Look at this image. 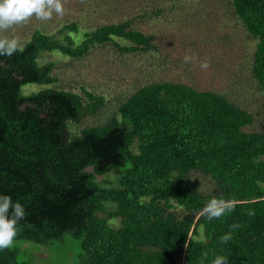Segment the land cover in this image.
<instances>
[{
  "label": "trees",
  "instance_id": "1",
  "mask_svg": "<svg viewBox=\"0 0 264 264\" xmlns=\"http://www.w3.org/2000/svg\"><path fill=\"white\" fill-rule=\"evenodd\" d=\"M115 4L125 16L90 26L69 20L60 37L35 28L23 51L0 56V193L26 209L16 238L48 244L70 235L81 249L76 264H211L216 255L264 264V125L233 92L192 81L143 83L105 121L71 135L67 122L97 113L103 95L55 86L22 91L26 83L58 81L56 63L39 61L42 52L79 58L97 45L156 49L140 20L148 8ZM225 4L251 45L246 76L264 103V0ZM111 172L117 185L95 183ZM213 196L233 201L234 210L208 220L201 210ZM233 224V238L221 244ZM0 264L30 263L6 248Z\"/></svg>",
  "mask_w": 264,
  "mask_h": 264
},
{
  "label": "rangeland",
  "instance_id": "2",
  "mask_svg": "<svg viewBox=\"0 0 264 264\" xmlns=\"http://www.w3.org/2000/svg\"><path fill=\"white\" fill-rule=\"evenodd\" d=\"M122 3L125 0H118ZM130 0L132 6L149 11L150 16L141 18L144 29L153 33L156 49L121 53L113 44L97 45L79 58L57 52H42L40 62L54 61L58 81L52 84L26 83L24 93L37 91L45 86L71 89L82 93L88 89L105 97L104 106L95 114H87L78 123L67 122L68 132L77 134L83 126L105 121L115 113L116 106L139 85L152 81L175 80L194 82L200 88H216L241 99L261 117L264 125L262 96L249 82L247 69L251 45L240 26L235 23L226 8L225 0ZM116 0H64L65 13H53L50 20L35 17L15 26L4 35L17 36L21 44L35 28H47L60 37L58 29L69 20H80L82 26H90L110 17L122 14ZM161 9L158 15L153 12ZM122 44L125 40H119ZM247 44V45H246ZM192 57L184 63V56ZM207 59L208 68H201ZM118 174L113 172L96 175L100 186L117 185ZM106 209L115 204L105 203ZM113 227L120 225L118 217H112ZM18 261L30 264H76L81 252L79 240L66 235L63 241L39 244L15 239L13 246Z\"/></svg>",
  "mask_w": 264,
  "mask_h": 264
},
{
  "label": "clouds",
  "instance_id": "3",
  "mask_svg": "<svg viewBox=\"0 0 264 264\" xmlns=\"http://www.w3.org/2000/svg\"><path fill=\"white\" fill-rule=\"evenodd\" d=\"M53 13L62 16L65 13L64 0H0V56L11 57L14 53L23 51V46L17 36L4 35L17 25L28 22L35 17L41 21L50 20ZM192 57L185 55L184 63H189ZM201 68H208L207 59L201 61ZM235 204L231 200L213 196L203 209L201 215L208 220L218 219L231 213ZM254 214L249 212V215ZM25 205L14 201L10 194L0 193V250L10 248L19 233L20 222L25 219ZM238 224L230 226L229 231L218 237L221 244H227L233 238V232ZM204 239L203 235L200 237ZM211 264H229L228 255H216Z\"/></svg>",
  "mask_w": 264,
  "mask_h": 264
}]
</instances>
